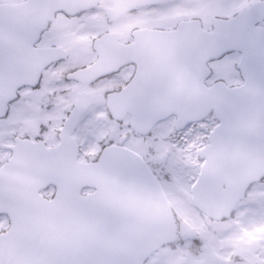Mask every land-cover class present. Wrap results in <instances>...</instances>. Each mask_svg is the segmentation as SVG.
<instances>
[{
  "label": "snow or ice",
  "instance_id": "obj_1",
  "mask_svg": "<svg viewBox=\"0 0 264 264\" xmlns=\"http://www.w3.org/2000/svg\"><path fill=\"white\" fill-rule=\"evenodd\" d=\"M0 264H264V0H0Z\"/></svg>",
  "mask_w": 264,
  "mask_h": 264
}]
</instances>
